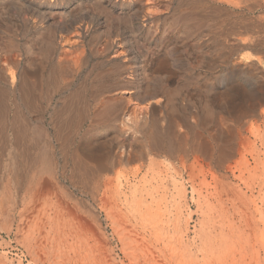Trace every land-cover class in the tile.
Returning a JSON list of instances; mask_svg holds the SVG:
<instances>
[{
	"label": "rangeland",
	"instance_id": "rangeland-1",
	"mask_svg": "<svg viewBox=\"0 0 264 264\" xmlns=\"http://www.w3.org/2000/svg\"><path fill=\"white\" fill-rule=\"evenodd\" d=\"M26 1L0 8V42L8 43L17 61L10 65L15 80L8 73L0 80V264H170V237L181 232L184 241L191 240L200 222L226 205L221 185L261 180L264 0H49L50 6L48 0ZM174 14L184 18L181 23ZM25 19L43 22L44 29L70 24L61 47H72L71 53L41 54L36 44L48 42ZM45 31L53 41V29ZM138 62L142 75L135 71ZM39 67V77L23 85L22 73ZM141 82L158 92L155 115L144 116L133 99L132 88ZM227 87L229 99L219 95ZM171 116L179 126L174 131L168 129ZM88 135L107 140L99 147L107 165L103 176L115 180L104 202L97 201L95 188L99 160H85L86 179L75 170ZM44 142L53 150L56 185L51 195L31 200L29 185L49 174L26 180L39 161L22 164L16 177L9 166L18 152L36 160ZM31 201L37 214L27 227L23 213ZM51 209L64 218L59 226L47 220L54 216ZM66 209L79 217L67 218ZM80 215L87 230L101 232L85 231Z\"/></svg>",
	"mask_w": 264,
	"mask_h": 264
},
{
	"label": "bare ground",
	"instance_id": "bare-ground-1",
	"mask_svg": "<svg viewBox=\"0 0 264 264\" xmlns=\"http://www.w3.org/2000/svg\"><path fill=\"white\" fill-rule=\"evenodd\" d=\"M17 0H0V8H5L7 5H10L11 3H15ZM21 4H26V0H18ZM41 3V2H40ZM37 3V4H40ZM47 4L53 5L52 2H50L49 0L47 1ZM239 4V3H238ZM135 6V5H134ZM20 7V6H19ZM10 17V16H9ZM8 17V18H9ZM180 19V20H179ZM184 19V18H183ZM182 16L180 14H177V16L174 14L173 16V20L176 24L181 23ZM25 22L27 23V25H29V27L31 28V30L33 31H40L41 33L38 32V35H41L40 40H45V45L41 44V43H37L36 45L38 46V51L41 52V54H46L49 57H53L56 55V52L58 51V49L63 50L62 52L59 53V55L63 56L66 58V56H68V54L71 53V51L73 50L72 47L70 48H66V50H64L65 48L61 47V43L64 41V39H66V35L70 34L69 32L71 31L72 26L70 24H65V23H50L49 25L46 24V29H44V27L42 28L41 26L44 25L43 22H40L38 24L36 23H32L29 19H25ZM183 23V22H182ZM42 24V25H40ZM48 25V26H47ZM189 25V24H188ZM195 26V25H194ZM193 24H191L190 29L194 27ZM53 29V33H52V37L54 38L53 41L47 39V32L45 30L48 29ZM241 29V28H240ZM6 38V37H5ZM70 40V39H69ZM58 41V42H57ZM66 41V40H65ZM79 41V40H78ZM75 43V42H74ZM73 43V44H74ZM248 45V44H247ZM263 45V44H262ZM0 50H6L3 54L4 57L2 60L1 54H0V80H6V75L5 73H8V78L10 80V82L15 80V74L13 71H10V65H14L17 64V61L14 59V57H11L9 54V45L8 43L4 44V42H0ZM69 47V46H68ZM36 50V49H35ZM27 54L31 53V49H27L26 50ZM13 54V53H12ZM61 56H58L59 58H61ZM58 59V58H57ZM161 60V59H160ZM249 60V59H248ZM158 62V61H157ZM162 65L164 64L165 60H162ZM252 65V64H251ZM166 66V65H165ZM32 67V66H31ZM159 67V66H158ZM162 67V66H161ZM148 68V67H147ZM135 71L137 74L142 75L144 72V69H142L141 67V63H136L135 65ZM41 71V67H39L34 73L32 74H24V72L22 73V81H23V85L26 84L28 87L29 86V78H34V77H39L40 72ZM55 72L52 73V78L55 77ZM132 79V78H131ZM132 93L134 94L133 99L136 100L137 102H139L140 104V108L143 110V115L146 116L147 114H151V115H155L158 111L159 108L157 106L159 100H158V92L156 89H150L149 86H143V83H139L138 86L133 87L132 88ZM231 88L227 87L226 89H224V91H222L219 95L223 98H226L228 95L231 96L230 94L231 92ZM9 93V92H8ZM17 94V93H16ZM15 94V95H16ZM260 94V93H259ZM41 95V94H39ZM25 96V95H24ZM229 96L227 99H229ZM12 97V96H11ZM17 97V96H16ZM257 97V96H256ZM232 98V97H231ZM11 99V98H10ZM17 99V98H16ZM231 100V99H230ZM229 100V101H230ZM34 101V100H33ZM38 101V100H37ZM36 101V102H37ZM32 102V101H31ZM137 102L135 104H137ZM2 103V102H1ZM4 103V102H3ZM35 104V102H34ZM33 104V105H34ZM14 105V104H12ZM17 105V104H16ZM32 105V106H33ZM70 107V106H69ZM4 108H6L4 106ZM3 108V110H5ZM9 108V107H7ZM2 109V106H1ZM0 109V110H1ZM18 109V108H17ZM2 112V111H1ZM0 112V113H1ZM65 111H63L64 113ZM5 113V112H4ZM206 113V112H205ZM2 114V113H1ZM14 114V112H13ZM159 114V113H158ZM8 115V114H7ZM6 115V116H7ZM12 115V114H11ZM20 115V114H19ZM261 116V115H260ZM8 117V116H7ZM17 117V116H15ZM14 117V118H15ZM9 118V117H8ZM13 118V119H14ZM21 118V117H20ZM17 119V118H16ZM7 120V119H6ZM12 121V120H11ZM18 121V120H17ZM10 122V120H9ZM18 123V122H15ZM2 124V122H1ZM7 125V124H6ZM63 125V124H62ZM255 125V124H254ZM3 126V125H2ZM15 126V125H14ZM18 126V124H17ZM25 126V125H24ZM178 123L175 120L174 116H171L169 118V122H168V129L169 131H174L175 128L177 129ZM256 126V125H255ZM4 127V126H3ZM19 127V126H18ZM36 127H40V126H36ZM179 127V126H178ZM13 128V127H12ZM20 128V127H19ZM264 128V126L262 127ZM7 129V127H6ZM258 129V127H257ZM79 130V129H78ZM5 131V129H4ZM1 133V132H0ZM8 133V132H7ZM4 133V134H7ZM76 133V132H75ZM33 134V133H32ZM241 134V133H240ZM38 135V134H37ZM1 136V134H0ZM23 136V135H21ZM67 136V135H65ZM4 139V135L2 136ZM19 137V136H18ZM241 137V135H240ZM6 138V137H5ZM17 138V136H16ZM16 138H14L16 140ZM28 138V137H27ZM32 138V137H31ZM245 138V137H243ZM242 138V140H243ZM13 139V138H12ZM240 139V138H239ZM1 140V139H0ZM7 140V139H5ZM14 140V141H15ZM18 140V138H17ZM26 140V139H25ZM34 140V139H33ZM244 140H248V139H244ZM19 141V140H18ZM107 142V140H101L100 138H96L94 136H86L82 139L80 146H79V150H80V154H81V163L75 166V170L79 175H81L80 177L82 179H86V176H88L89 173V169L87 168V166L85 165V160L89 159V158H93L96 160H99V166L98 169L95 173V188L97 191V194L99 193V197H98V202H104L105 201V195L106 192L111 188L113 181L115 180V178H111L109 176H103V173L105 171H107V165L106 163H104L103 160L102 161V149H99L100 146H103L104 143ZM2 143V142H1ZM6 143V142H5ZM38 144H40L39 141H37ZM7 144V143H6ZM6 144L3 146L5 147ZM62 144V143H61ZM245 144V143H243ZM25 145V144H24ZM78 145V144H77ZM259 145V144H258ZM14 146V145H13ZM16 146V145H15ZM18 146L23 147V144H19ZM33 147V146H32ZM54 147V146H53ZM65 148V147H64ZM243 148V147H242ZM20 149V148H19ZM25 149H27L25 147ZM62 149V148H61ZM22 150V149H21ZM64 150V149H63ZM34 151V150H33ZM65 151H67L65 149ZM122 151V150H121ZM247 151V150H245ZM26 152V151H25ZM29 152V151H28ZM56 152V151H55ZM128 152V151H127ZM237 153V151H236ZM3 154V153H2ZM23 152H18L15 153V155L13 156V159L11 160L9 169L12 171L13 176L16 177L19 174V171L21 172V168H22V164H27V166H29L31 164V166H33L37 161H39V167H35L37 168L36 170H34V172L29 173V179L26 178V180H33L35 177H38L39 173L41 172H47L49 174V178L46 179V175L43 176L45 177V179H41L43 178L41 176L40 180L38 181H34V183L29 185V192H31V200H35V199H40L41 197H45V196H49L52 194L51 190L52 187H54L53 185H56L55 177H54V172L56 169V163L55 160L53 158V150L52 147L49 144H46V142H44V144L41 145L40 147V151H39V156L38 158L35 160L33 159L32 156L27 155H23ZM64 155V154H63ZM25 156V157H24ZM239 156V154H238ZM129 157V156H128ZM213 157V156H212ZM261 157V156H260ZM182 158V157H181ZM153 159V158H152ZM70 160V159H69ZM115 160V159H114ZM118 160V159H117ZM128 160V159H127ZM178 160V159H177ZM80 161V160H79ZM179 161H181L179 159ZM262 162V170L260 171V175L259 178L261 179L259 182L258 180L255 182H246L244 183L242 186H238L236 185L235 188H231L230 185H221L219 187V190L222 191V193H225L223 197L220 198V200H222L223 202L226 203V205L224 207H222L219 212H217L216 214H211L210 216L206 217L205 219H203L200 224H199V229L197 231V233H195V236L189 240V241H184L183 240V236L180 233H177L173 236L170 237V241H169V245H167V257H168V261L170 262V264H264V180L262 179V177H264V159L263 160H259L258 162ZM77 162V161H76ZM113 162H117L116 160ZM108 163V162H107ZM111 163V162H110ZM118 163V162H117ZM158 163V162H157ZM216 163V162H215ZM141 164V163H140ZM139 164V165H140ZM182 164V161H181ZM37 165V164H36ZM65 166V165H64ZM70 166V165H69ZM141 166V165H140ZM145 166V165H144ZM185 167V166H184ZM33 168V167H31ZM65 168V167H64ZM142 168V167H141ZM164 168V167H163ZM226 168V167H225ZM120 169V168H119ZM254 169H257V166L254 167ZM7 170V169H6ZM61 170V169H60ZM140 170V169H139ZM155 170V169H154ZM124 171V170H123ZM9 172V171H8ZM60 172V171H59ZM175 172V171H174ZM61 173V172H60ZM64 173V172H63ZM10 174V173H9ZM8 174V175H9ZM94 174V173H93ZM109 174V173H108ZM106 175V174H105ZM59 176V175H58ZM12 177V176H11ZM25 177V176H24ZM93 177V176H92ZM19 178V177H18ZM39 178V177H38ZM225 178V177H224ZM16 179V178H15ZM23 179V178H22ZM8 181V179H6ZM94 180V179H93ZM88 181V180H86ZM83 182V181H82ZM20 183V182H19ZM29 183V182H28ZM4 184V183H3ZM8 184V182H7ZM58 184V183H57ZM28 185V184H27ZM5 186V185H4ZM8 186V185H7ZM20 186V185H19ZM60 186V185H58ZM6 187V186H5ZM92 187V186H91ZM89 186V188H91ZM9 188V187H8ZM27 188V189H28ZM57 188V187H56ZM26 190V189H25ZM24 190V191H25ZM59 190L60 187H59ZM13 191V190H12ZM27 191V192H28ZM57 191V189H56ZM19 192V191H18ZM51 192V194H50ZM55 193V190H54ZM58 194V193H57ZM60 194V193H59ZM5 195V194H4ZM8 195V194H7ZM55 195V194H54ZM66 195V194H65ZM91 195V194H90ZM67 196V195H66ZM52 197V196H51ZM56 197V195L54 196ZM53 197V198H54ZM68 197V196H67ZM93 197V196H92ZM91 197V198H92ZM4 198V197H3ZM47 198V197H46ZM49 198V197H48ZM94 198V197H93ZM52 199V198H51ZM55 199V198H54ZM69 199V197L67 198V200ZM95 199V198H94ZM5 201V200H3ZM2 201V202H3ZM58 201V198H57ZM56 202L59 203V202ZM61 201H64V199L62 198ZM32 202V201H31ZM44 203V201H42ZM47 202V201H46ZM82 202V201H81ZM94 202V201H93ZM111 202V201H110ZM6 203V202H5ZM50 203V202H48ZM47 203V204H48ZM61 203V202H60ZM64 204L67 203V201L63 202ZM71 203V202H70ZM88 203V202H87ZM96 203V202H95ZM42 204V203H41ZM62 204V206L64 205ZM69 204V203H67ZM17 205V204H16ZM43 205V204H42ZM50 205H53V202L50 203ZM61 205V204H60ZM107 205V204H106ZM6 206V205H5ZM59 206V204L57 205ZM56 206V208H57ZM61 206V207H62ZM66 206V204H65ZM63 206V207H65ZM69 207V205H67ZM101 206V204H100ZM46 207V205H45ZM60 207V208H61ZM73 207V206H72ZM91 207V205H90ZM106 207V206H105ZM2 208V206H1ZM66 208V207H65ZM71 208V207H70ZM69 208V209H70ZM86 208V207H85ZM92 208V207H91ZM110 207H108L109 209ZM4 209V208H2ZM37 207L36 205L33 204L31 207L27 208L24 213L23 216L25 214V219H27L29 221V223H27V227L30 226L35 219V214ZM46 209V208H45ZM44 209V210H45ZM62 209V208H61ZM64 209V208H63ZM62 209V210H63ZM68 209V208H67ZM66 209V213L68 215L67 216H72L73 214L71 212H67ZM40 210V209H39ZM52 211H54L53 209H51ZM60 210V209H59ZM72 208L68 211H71ZM77 210V209H76ZM82 210V209H80ZM88 210V209H87ZM86 210V211H87ZM5 211H7V208L5 209ZM4 211V212H5ZM47 211V210H46ZM45 211V212H46ZM84 211V209H83ZM90 211H92L91 213H94L92 209H90ZM89 211V212H90ZM39 215H40V211ZM60 212V211H59ZM74 212V210H73ZM76 211L74 213L73 219H76L77 216L75 215ZM86 214V213H84ZM5 215V213H4ZM88 215V214H87ZM102 215V214H101ZM3 216V215H2ZM6 217L8 216L5 215ZM11 216V215H10ZM15 216V215H14ZM1 217V216H0ZM4 217V216H3ZM79 217V216H78ZM80 219H82V216L80 215ZM89 217V215H88ZM12 218V217H10ZM70 218V217H69ZM90 218V217H89ZM94 218H96L94 216ZM64 218L62 216H60L56 211H54V216L51 220H49V218L47 217L48 222H51V224H55L56 226H59V222H61V220H63ZM77 219V220H78ZM102 219V218H101ZM1 220V219H0ZM12 221V219H10ZM37 220V219H36ZM69 220V219H68ZM78 220V221H79ZM91 220V218H90ZM2 221V220H1ZM11 221H9L8 223H11ZM26 221V222H28ZM41 221V220H40ZM82 221V223H81ZM79 221V225H84V221L83 219ZM86 221V220H85ZM42 222V221H41ZM74 222V221H73ZM95 222V221H94ZM115 222V221H114ZM75 223V222H74ZM74 223H72L71 225H73ZM88 223H90L88 221ZM87 221L86 224L88 225ZM99 223V222H97ZM1 224V222H0ZM6 224V223H5ZM29 224V225H28ZM76 224V223H75ZM92 224V223H90ZM89 224V225H90ZM96 224V223H95ZM10 225V224H9ZM37 225V224H36ZM94 225V224H93ZM93 225L91 226L92 228ZM100 224H98L97 226L99 227ZM25 226V225H24ZM38 226V225H37ZM45 226V225H44ZM70 227V226H69ZM78 226L76 225V228ZM96 227V226H95ZM47 228V227H46ZM72 228V227H71ZM74 228V227H73ZM85 229V231L87 230V228H89L87 226L84 225L83 227ZM83 228H79V230L81 229V231H83V234L85 233L84 230H82ZM97 228V227H96ZM101 228V227H100ZM9 229V228H8ZM90 229V228H89ZM87 230L90 231L91 233L95 230V229H91V230ZM75 230V229H73ZM63 231V230H62ZM80 231V233H81ZM96 231V230H95ZM100 230L98 229L97 232H99ZM73 232V231H72ZM75 232V231H74ZM3 233V232H2ZM39 233V232H38ZM40 233H42V231H40ZM71 233V232H70ZM92 233V234H93ZM72 234V233H71ZM76 235H79L77 233H75ZM95 234V235H96ZM193 234V233H192ZM86 235V234H85ZM46 236V235H44ZM64 236V234H63ZM83 237V235H81ZM94 236V235H93ZM99 234L97 236V238H99ZM103 236V235H101ZM100 236V237H101ZM107 236V235H106ZM62 237V233L58 232V234L56 235V239L60 240V238ZM95 237V236H94ZM113 237V236H112ZM49 238V237H48ZM84 238V237H83ZM87 237H85L86 239ZM91 238V237H90ZM84 239V240H85ZM93 238H91L92 240ZM102 239V237H101ZM103 243L106 241V239L103 236ZM90 240V239H89ZM88 240V241H89ZM95 239H93L94 242ZM100 240V239H99ZM97 239V241H99ZM96 241V240H95ZM96 241V242H97ZM101 241V240H100ZM102 242V241H101ZM108 242V241H107ZM42 243V242H41ZM89 243V242H88ZM87 243V244H88ZM100 242H98L99 245ZM110 243V242H109ZM108 244V243H107ZM103 245V244H100ZM93 246V244H92ZM105 246V245H104ZM104 246H100V247H104ZM112 246V245H111ZM95 247H99V246H95ZM94 247V248H95ZM99 247V248H100ZM107 247V246H105ZM105 255V253H104ZM106 257V256H105ZM110 257V256H109Z\"/></svg>",
	"mask_w": 264,
	"mask_h": 264
}]
</instances>
